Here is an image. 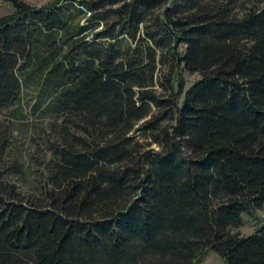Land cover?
Masks as SVG:
<instances>
[{"label":"trees","instance_id":"obj_1","mask_svg":"<svg viewBox=\"0 0 264 264\" xmlns=\"http://www.w3.org/2000/svg\"><path fill=\"white\" fill-rule=\"evenodd\" d=\"M4 1L0 264H264V0Z\"/></svg>","mask_w":264,"mask_h":264},{"label":"rangeland","instance_id":"obj_2","mask_svg":"<svg viewBox=\"0 0 264 264\" xmlns=\"http://www.w3.org/2000/svg\"><path fill=\"white\" fill-rule=\"evenodd\" d=\"M29 5L36 8H44L53 3L54 0H24ZM239 3H245L250 6L248 0H238ZM15 13L14 8L4 0H0V19ZM188 80L192 83L198 76L186 75ZM37 94L31 90L26 91L23 101L19 106L11 111L0 115V120L5 123H12L17 129L15 138L12 141L11 149L6 155L4 162L0 164L1 169H9L15 164L14 157L17 153L23 156V160L28 161L32 169H42L41 166H32L30 162V154L34 152L32 140L34 137H39L38 134L43 132V129L50 123L51 117L44 114V111L36 108ZM145 145H152L151 148L158 149L156 144H152V140L145 138L143 140ZM264 223V210L256 215H244V226L239 230L243 236L253 234L261 224ZM197 264H227L226 260L213 250H209L205 257Z\"/></svg>","mask_w":264,"mask_h":264}]
</instances>
